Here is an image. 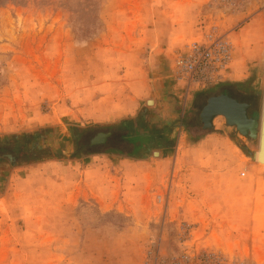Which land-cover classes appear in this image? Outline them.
<instances>
[{
    "label": "rangeland",
    "instance_id": "rangeland-1",
    "mask_svg": "<svg viewBox=\"0 0 264 264\" xmlns=\"http://www.w3.org/2000/svg\"><path fill=\"white\" fill-rule=\"evenodd\" d=\"M209 31L231 42L232 62L187 101L173 59ZM221 92L260 119L264 0H0V136L28 134L63 154L0 172V264L184 262L197 252L264 264L257 141L223 116L207 130L198 120ZM160 93L168 110L155 106ZM135 121L153 139L146 150L117 136L119 150L85 147L87 134L74 141L80 129Z\"/></svg>",
    "mask_w": 264,
    "mask_h": 264
},
{
    "label": "built area",
    "instance_id": "built-area-1",
    "mask_svg": "<svg viewBox=\"0 0 264 264\" xmlns=\"http://www.w3.org/2000/svg\"><path fill=\"white\" fill-rule=\"evenodd\" d=\"M232 44L215 31H209L201 40L187 44L183 51L173 59L175 81L183 82L185 92L191 88H203L220 83L232 62ZM243 174V173H242ZM158 201H161L158 195ZM143 264H229L225 257L216 252H197L189 254L184 262L151 261L148 258Z\"/></svg>",
    "mask_w": 264,
    "mask_h": 264
},
{
    "label": "water",
    "instance_id": "water-1",
    "mask_svg": "<svg viewBox=\"0 0 264 264\" xmlns=\"http://www.w3.org/2000/svg\"><path fill=\"white\" fill-rule=\"evenodd\" d=\"M249 107L248 102L240 101L227 92H221L207 98L198 114V120L200 126L207 130L212 128L216 116H223L226 123L234 126L241 135L257 141L260 157L264 155V95H262L260 119L249 115ZM111 134L110 131H98L89 139L87 146L96 148L105 145ZM154 154L158 152L154 151Z\"/></svg>",
    "mask_w": 264,
    "mask_h": 264
},
{
    "label": "trees",
    "instance_id": "trees-1",
    "mask_svg": "<svg viewBox=\"0 0 264 264\" xmlns=\"http://www.w3.org/2000/svg\"><path fill=\"white\" fill-rule=\"evenodd\" d=\"M139 122V121H138ZM139 128L143 129L144 126L138 123ZM123 126V125H122ZM127 125H125V128ZM50 128L42 129L41 132H48ZM91 128L80 129L74 141L78 143L84 135L87 134L86 141L92 137V134H88ZM37 135L39 133H36ZM35 134V135H36ZM141 135V134H140ZM34 137V136H33ZM62 148H53L49 144L47 146H41L37 142L32 143L31 137L28 134H9L6 136H0V172H4V166H14L22 163H29L37 160H44L47 158H58L61 157Z\"/></svg>",
    "mask_w": 264,
    "mask_h": 264
},
{
    "label": "crops",
    "instance_id": "crops-1",
    "mask_svg": "<svg viewBox=\"0 0 264 264\" xmlns=\"http://www.w3.org/2000/svg\"><path fill=\"white\" fill-rule=\"evenodd\" d=\"M215 85H216V83L215 84H211V85H207V86H205V87H203V88H191L190 90H188V92L186 93V97H185V99H187V101H189V99L191 100V101H193V100H197L198 98H199V96H200V94H203L204 93V91L205 92H207L208 90H210L212 87H215ZM180 95H183V93H181ZM153 101H154V103H155V106L157 107V108H159V109H162V111H165V110H168V101H169V98H168V96L166 95V94H164V93H160V94H158V95H156V97L153 99ZM214 121H215V119L213 120V123H214ZM122 128H124L123 126H121ZM120 128V127H119ZM122 128H120V129H122ZM145 128V127H144ZM112 132V134H111V136H117V137H119V138H121V139H125V136H127V134L129 135V136H132V139L130 140V142H133V143H135V148L136 147H138L139 149H141V150H146L149 146H151V145H153L152 144V142H153V139L151 138V136L150 135H148L149 134V132H143V133H141V129L139 128V131H137L138 129H136V125H135V123L133 122L132 124H131V126H127V128H124V130L125 131H118V129L117 128H113V129H110ZM116 130V131H115ZM117 132V133H116ZM130 132H132V133H130ZM125 133H127V134H125ZM136 133L138 134V135H136ZM140 134H143V135H140ZM137 136V137H136ZM139 136V137H138ZM109 139L110 138H108V140H107V142L109 141ZM138 139L139 140H141V141H144L145 140V142H144V144H140V143H138V144H136V142L138 141ZM144 139V140H143ZM119 140V139H118ZM115 141V140H114ZM113 141V142H114ZM120 141V140H119ZM155 141H158V140H155ZM120 143V142H119ZM141 145V146H140ZM178 145H179V143H178ZM178 145H177V148H178ZM112 146H114V145H111V147ZM104 148H103V150H106V151H108L109 149H108V147H109V144L108 143H106L105 144V146H103ZM114 147H117V146H114ZM135 148H133V149H135ZM132 148H131V150H133ZM111 150H114V149H111ZM178 149H176V152H178L177 151ZM103 154V153H102ZM80 192H78V194H79ZM86 193V192H85ZM93 193V192H92ZM93 197H97L98 196V200L99 201H104V196L103 195H100V194H93L92 195ZM160 196V195H159ZM161 198V197H160Z\"/></svg>",
    "mask_w": 264,
    "mask_h": 264
},
{
    "label": "flooded vegetation",
    "instance_id": "flooded-vegetation-1",
    "mask_svg": "<svg viewBox=\"0 0 264 264\" xmlns=\"http://www.w3.org/2000/svg\"><path fill=\"white\" fill-rule=\"evenodd\" d=\"M135 123V125H136V129H138V127H139V125H138V121H135L134 122ZM127 128V127H126ZM110 129H113V128H110ZM110 129H107V130H104V131H110V132H112ZM101 131V130H100ZM103 131V130H102ZM116 131V130H115ZM97 133V132H96ZM95 133V134H96ZM117 133V132H116ZM136 135H138L137 133H136ZM141 135H143V134H141ZM137 137V136H136ZM139 137V136H138ZM110 139H109V141L107 142L108 144H109V147H108V149L109 150H111V149H114V150H119V149H117V147H114V146H112L111 147V144L113 143V141H114V138H115V136H110L109 137ZM132 139V136H129L128 134H127V136H125V139H121V138H119V140H120V142H123V143H129L130 145H132V149L133 148H135V143H133V142H130V140ZM88 143V142H87ZM87 143H85L84 145H85V147H88L87 146ZM100 146H105V145H100Z\"/></svg>",
    "mask_w": 264,
    "mask_h": 264
},
{
    "label": "bare ground",
    "instance_id": "bare-ground-1",
    "mask_svg": "<svg viewBox=\"0 0 264 264\" xmlns=\"http://www.w3.org/2000/svg\"><path fill=\"white\" fill-rule=\"evenodd\" d=\"M150 102H151V100H150ZM254 156H255L256 161H258V162L264 164V155H261V156L259 157V155H258V149L256 150Z\"/></svg>",
    "mask_w": 264,
    "mask_h": 264
}]
</instances>
